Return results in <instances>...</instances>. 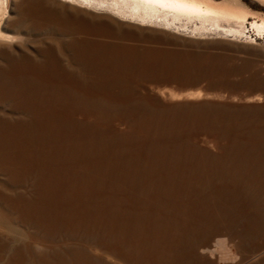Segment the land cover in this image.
<instances>
[{
    "label": "bare ground",
    "instance_id": "1",
    "mask_svg": "<svg viewBox=\"0 0 264 264\" xmlns=\"http://www.w3.org/2000/svg\"><path fill=\"white\" fill-rule=\"evenodd\" d=\"M76 1L70 11L100 20L65 14L61 0H0V264H92L98 247L102 264H219L208 243L236 226L264 246L261 94L238 106L151 87L155 74H190L193 85L230 68L131 44L121 20L87 8L233 38L249 16L263 35L264 14L240 0ZM42 30L72 40L27 39ZM201 132L218 137L217 152Z\"/></svg>",
    "mask_w": 264,
    "mask_h": 264
},
{
    "label": "rangeland",
    "instance_id": "2",
    "mask_svg": "<svg viewBox=\"0 0 264 264\" xmlns=\"http://www.w3.org/2000/svg\"><path fill=\"white\" fill-rule=\"evenodd\" d=\"M61 1L66 4L65 6L66 8L64 7L65 12L66 9L67 11H70L65 1L72 3L73 5H79V3L76 0H61ZM240 1L243 2L250 9L264 14V3L260 2L259 0H240ZM87 9L92 10L94 13L96 12L97 14L98 13L100 15L102 14V16H104L105 14L109 15L108 16V18L110 17L109 19L107 17H103L101 20L107 19L106 21H108V23L110 24L120 25V23H123V25L120 26L118 25V26L120 27V29L122 28V30L124 31L132 30L130 32L137 34V37L128 39L129 41L127 40L131 44L135 43L134 45H145L154 48H162L168 50L173 49V51L205 54L213 58V60L215 59L217 61V59H219L218 61L224 62L225 64H227L228 68H230V72L228 73L227 79L224 81L223 80L218 81L215 78H210V77H200L197 79L198 80L197 83L193 85H190L188 83V81L194 78L190 74L176 76V77H172L171 75L155 74V76L153 75L154 79L148 81L147 83L151 87L160 88L165 90L166 92L176 93L177 94L176 97H180L191 91L200 89L203 93H208V96L205 95V97L198 99V101L206 100L217 103L219 102L222 104L226 103L227 105L236 104L238 106L243 105V103L251 104L252 102H243L241 99L243 97L256 95L258 93L261 94V101L259 103L264 102L263 99L264 98V34L261 36L254 35V32L249 25L252 17L249 16L245 21V33L242 36H239V38L237 37L233 38L230 35H223L220 33H216L214 31H205L203 34H198L197 32H195L196 33L195 34L190 32L191 31L190 29H185V28H179V30L168 28V30L164 32V30L162 29L163 27L161 26L153 25V24L149 26L147 25L146 22H140L142 24L139 25L137 24L139 23V21L132 20L130 18H123L119 16V14H117L116 12H113L109 9H104V10L95 9L91 5L88 6ZM72 11L73 9L69 12V14L67 12L65 14H68L69 16L72 14L71 16H73L74 18H81V15L83 14L81 12L82 10H78L77 12L75 10L73 12ZM8 14H9V8L8 10H6V13L3 15L1 22H3V20L7 17ZM74 14L77 17H75ZM87 14L85 12L84 15H82L84 17L81 19L84 21H87L85 19L88 20L92 19L95 21L97 19L100 20L99 18L96 17L94 18L90 14L88 15ZM110 15L114 19H116V21H114V19L113 21H111L112 19ZM118 21L120 23H116ZM191 24L192 23H189V25ZM48 31L49 30H45V31L42 30L41 32H37L38 36L35 32V34L33 33L32 35L28 36L27 39L37 40V38L38 39L44 38L41 41H44L46 39L48 42L51 41L49 39L52 38L53 40L54 37L55 39H57L58 36L57 40H61V41H65V40L67 41V39L68 41L72 40L69 38H72L73 34L72 35L69 33L62 34V37L65 36V38H67L65 39L64 37L63 38L60 37L61 35L60 36L50 35L49 34L50 31L49 32ZM39 34L42 35L43 37L40 38ZM46 35H48V37L50 38L48 37L45 38L44 36ZM46 40L44 41V43H47ZM117 41H121V39L120 40L117 39ZM187 100L196 101L195 98L194 100L192 98ZM3 110L5 109H2L0 107V113L3 112ZM6 112L8 113V111L5 110L3 114H5ZM244 125L245 124L241 123V126H239L238 128L244 130L246 128V126ZM199 136L202 141V144L206 146L208 145L209 147L208 146L207 147L210 149V151H213L212 153L218 151L219 149L218 137L215 134H212L210 132H201ZM27 181H29V179ZM27 181L25 182V184H30V182L28 183ZM239 233H240V227L236 226V228L232 231H225L224 233H221L211 238L208 243V246H210V248L213 250V257L210 258L207 257V258L209 260H217L218 258H220L219 259L220 261L217 260L220 262L219 264H264V260H262L264 258V246L252 247V245L246 242L244 243ZM12 241L16 242V240H12ZM11 246L13 245L11 244ZM258 249L259 251H257ZM39 250H41L40 247L37 248L36 250L37 253L42 251ZM93 250H92L93 252L92 254H93V258L95 259V262L93 261L92 264L94 263L98 264L99 263V260H97L98 256H101V254L103 255L104 250L103 249L101 250V248L99 247L97 248L98 253L96 249ZM100 250L102 252H100ZM256 256L258 258H256ZM113 260L115 261L116 259L113 258Z\"/></svg>",
    "mask_w": 264,
    "mask_h": 264
},
{
    "label": "snow or ice",
    "instance_id": "3",
    "mask_svg": "<svg viewBox=\"0 0 264 264\" xmlns=\"http://www.w3.org/2000/svg\"><path fill=\"white\" fill-rule=\"evenodd\" d=\"M151 2H157V3H160V2H165V0H151Z\"/></svg>",
    "mask_w": 264,
    "mask_h": 264
}]
</instances>
